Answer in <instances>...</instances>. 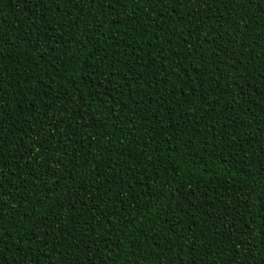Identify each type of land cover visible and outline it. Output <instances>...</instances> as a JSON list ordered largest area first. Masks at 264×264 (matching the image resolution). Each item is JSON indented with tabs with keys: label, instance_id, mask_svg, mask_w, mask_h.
I'll use <instances>...</instances> for the list:
<instances>
[{
	"label": "trees",
	"instance_id": "trees-1",
	"mask_svg": "<svg viewBox=\"0 0 264 264\" xmlns=\"http://www.w3.org/2000/svg\"><path fill=\"white\" fill-rule=\"evenodd\" d=\"M0 264H264V0H0Z\"/></svg>",
	"mask_w": 264,
	"mask_h": 264
},
{
	"label": "snow or ice",
	"instance_id": "snow-or-ice-1",
	"mask_svg": "<svg viewBox=\"0 0 264 264\" xmlns=\"http://www.w3.org/2000/svg\"><path fill=\"white\" fill-rule=\"evenodd\" d=\"M5 42L3 34H0V47H2Z\"/></svg>",
	"mask_w": 264,
	"mask_h": 264
}]
</instances>
